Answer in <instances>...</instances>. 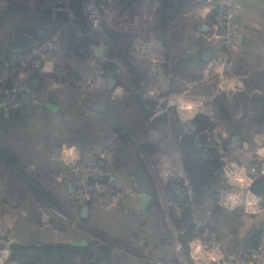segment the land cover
<instances>
[{"label": "flooded vegetation", "instance_id": "af4514ba", "mask_svg": "<svg viewBox=\"0 0 264 264\" xmlns=\"http://www.w3.org/2000/svg\"><path fill=\"white\" fill-rule=\"evenodd\" d=\"M150 1L155 6L153 32L149 31L150 35L139 42L130 36L127 29L131 24L130 12L136 10V6L146 7L145 3ZM199 4L208 3L206 0H0V179L6 180L18 195L35 194L36 199L63 210L61 198L42 185L41 174L47 172L43 168L38 169L35 175L29 172L22 147L38 141L46 151L54 152L69 144H102L109 135V139L114 137V145L124 156L120 162L137 174L134 184L142 189L145 185L152 189L139 192L150 196L143 208L137 197L139 209L156 214L154 228H161L164 231L161 240L169 241L163 206L154 183L144 167L146 176L138 174V168L133 165L141 148L132 141L139 138L143 148L152 151L158 147L160 162L165 165L163 188L169 196L172 222L181 232V236L178 234L181 242L186 244L192 237L186 230L199 231L194 221L198 213L209 210L210 215H214V210L228 209L220 202L222 192L227 189L226 163L222 157L230 150L229 142L233 143L239 135V139L242 138L240 124L247 116L245 109L258 103L262 109L260 121L264 117V71L248 78L247 75L251 76L246 73L248 68L241 58H236L239 85L230 90L231 94L225 90L219 96L215 94L210 102L212 114L198 112L190 121H181L175 115L174 107L159 103L157 98L160 94L176 92L178 75L185 72L183 76L193 80L195 75L187 72V67L228 60L226 38L218 41L212 37L213 25L220 17L218 12L223 10L214 7L205 19L197 20L190 12ZM122 15L128 21L122 25L125 33H117L112 25L114 19ZM143 17L142 21H149ZM237 19L235 14L232 24ZM228 29L225 24L218 25L216 33L225 36ZM237 39L243 42L242 37ZM179 43H184L185 49L175 58L172 50ZM163 72L168 73L171 84L152 88L151 81H158L157 76H162ZM89 81L92 84L88 85ZM195 84L193 82V88ZM203 87L208 92L218 89L212 85ZM115 90L121 92L119 97L112 94ZM257 92L263 94L257 97L260 100L253 95ZM153 93L156 94L151 95ZM46 102L57 109L47 108ZM15 110L20 112L14 113ZM199 116L208 117L209 125L203 126ZM231 121L235 125L230 134L217 133L220 126ZM149 123L157 131L160 129L158 134L151 132L159 142L157 146L147 138L151 136ZM39 124L43 129L38 128ZM101 124L110 127L99 136L98 125ZM93 133L97 135L95 138ZM222 140L226 146L222 145ZM211 141L220 144V180L214 189H206L203 195H197L187 176L185 158L190 150H194L201 151L200 157L208 160L205 154L210 148L206 142L211 147ZM204 147L208 150H203ZM22 169L29 172L30 179L25 177ZM112 180V177L100 179L106 184ZM69 193L74 194L75 191ZM260 198L264 207V192ZM83 209L80 217L86 218L87 209L84 213ZM184 216H188L187 219ZM205 220L201 224L203 228L209 223ZM219 222L222 223L221 220ZM75 242L82 244L74 246ZM43 246L52 245L42 243L23 247L39 253L36 248ZM52 247L82 250L95 257L83 241ZM100 255L109 256V250L102 249Z\"/></svg>", "mask_w": 264, "mask_h": 264}, {"label": "rangeland", "instance_id": "374dc122", "mask_svg": "<svg viewBox=\"0 0 264 264\" xmlns=\"http://www.w3.org/2000/svg\"><path fill=\"white\" fill-rule=\"evenodd\" d=\"M231 5L235 8L232 13L228 11L231 7H226L227 9L222 13L217 11L218 15L224 16L220 20L217 18L219 22L217 21V26L213 25L214 36H212L218 41L223 37L226 38L227 62L226 60L217 63L212 61L204 65L187 67L186 71L195 75L193 80L183 76L184 72L177 77L176 92L169 95L160 94L157 98L159 103L163 102L174 107V113L181 121L192 120L198 112L212 114L210 102L215 94L219 96L224 90L230 93V90L236 88L238 84L236 58H241L246 69L248 68L246 73H250L251 76L246 77L256 76L257 73L263 74L264 0H232ZM145 6L130 12L131 24L127 26L130 36L139 42L144 41L145 36L153 32L151 27L154 23V14L150 16V21L142 20L147 11H153L155 6L152 1ZM214 7L209 4H199L190 14L197 20H203L211 14ZM234 14L238 16L237 22L231 23L227 34L223 36L216 33L218 25H229V21L224 18L227 16L232 18ZM126 22L128 21L125 15L117 16L112 29L117 33H125L122 25ZM238 37H242L243 42H239ZM184 49V43H179L178 47L172 50V55L178 58L179 53ZM131 61L136 65L135 61L132 59ZM162 76H157L159 82L152 80L150 83L148 79L147 84L150 83L152 88L156 85L171 84L167 72H163ZM96 82L101 83L100 80ZM193 82L196 83L194 88ZM90 84L92 83L89 81L88 85ZM204 85L217 86L218 89L213 88L208 92L203 89ZM112 94L119 97L121 92L115 90ZM263 94L257 92L253 95L259 99L257 97ZM261 110L258 103L245 109L247 116L242 118L240 124L242 138L239 139V135L233 143L229 142L230 150L222 157L226 163L225 176L230 169L233 171L235 168L238 171L246 168L247 173L252 170L249 166L263 169L264 117L260 121ZM240 114L243 116L242 112ZM37 121L40 122L39 119ZM95 123L98 121L96 120ZM148 125L150 134L151 132L158 134L160 129L157 131L151 123ZM234 125L231 121L226 126H220L217 133L221 132L226 136L234 130ZM108 127H110L108 124L98 125L99 136L101 133H106L105 129ZM38 128L41 129L42 125L39 124ZM92 136L95 138L97 135L93 133ZM107 138L102 144L83 142L76 145L78 155H74L73 149L70 148L53 154L42 148L38 141L22 147L21 151L28 161L29 172L35 175L38 169L43 168L47 172L40 177L43 187L54 196L61 198L60 201L64 207L60 210L48 202L36 199L35 194L18 195L6 180L0 179V264H105L107 262L109 264H264V234L261 235L258 248L255 250L250 252L237 250L250 238L251 231L258 229L261 223V217L255 222L247 213L248 209L242 210L247 216L242 217L241 224L237 226L233 225L236 218L232 219L227 215L228 219H225L217 214L210 215L209 210L202 211L194 220L199 231L186 230L192 237L186 241V244L181 242L180 238L178 239V234L181 236V232L172 222L169 196L163 188V183L166 182L163 172L165 165L160 162L158 147L151 151L140 145L141 139H133L132 143L141 148L138 160H133V165L138 168V174L143 176H146L143 172L144 168L147 170L163 206V215L170 237L169 241H162L164 231L161 228H154L153 220L156 214L142 212L137 202L139 192L152 189L146 185L143 187L145 189H142L138 184H134L137 174L120 162L124 156L114 145V137L109 139L108 135ZM147 138L155 144L159 143L152 134ZM253 152L260 155L257 156ZM52 157H54L53 162ZM101 161L104 162V166L100 169L99 180H108L112 177V182L107 184V188H105L106 182H103V186L98 191L84 190L82 193L88 198H79L76 192L78 189L74 186L78 180L75 177L77 169L89 170L87 174H90L91 164ZM105 167L106 171H104ZM48 169H52L50 173ZM261 180L264 181V176L259 179ZM225 185L236 186L237 181L233 179L229 184L226 181ZM69 187L74 188V194L69 193ZM83 208L87 209L86 218L80 217ZM205 219L209 223L206 228H203L201 224L206 221ZM218 219L222 223L217 221ZM73 241L87 243L95 257L88 256L82 250L54 248L53 253L47 255L42 251L38 253L30 248H19L42 243L55 247ZM102 249L109 250V256H101Z\"/></svg>", "mask_w": 264, "mask_h": 264}, {"label": "built area", "instance_id": "2783aa9c", "mask_svg": "<svg viewBox=\"0 0 264 264\" xmlns=\"http://www.w3.org/2000/svg\"><path fill=\"white\" fill-rule=\"evenodd\" d=\"M206 1L209 4V0H206ZM147 4L148 2L145 3V5ZM231 4H232V0L229 2H227L226 0H213V6L219 7L220 9L223 10L222 12H224L225 9H227L226 7H231L228 10L231 13L235 11V8H232ZM153 12L154 10L152 11V13ZM223 16H220L219 20L223 18ZM224 19H227L229 21V25L227 24V26L228 28H231L230 25L232 23L231 21L232 18L227 16V18H224ZM262 151L264 155V147L262 148ZM253 153H255V155L257 156L260 155L257 152H253ZM101 165H102V161L98 163L94 162L93 164H91L90 169L92 172L90 174H87L88 172H90L89 170L77 169L75 177L78 180L76 183H74V186L77 187L76 189H78L76 190V192L79 198H85V197L88 198L87 196L83 195L82 191L84 190L98 191L99 188L103 186V183L98 178ZM249 168L252 169L251 171H249L250 173L246 172L247 171L246 168H245L246 170L243 169L239 171L237 170V168H235L233 171L232 169H230L229 172H227L226 181L228 182V184L231 183V180L236 179L237 185L236 186L230 185V187H227V189L222 192L220 202L223 206H225L228 209H236V208H241L242 210L248 209V212H247L248 214L260 215L261 218L262 217L264 218V207L261 204V198L258 196H255L250 191V187L254 185L255 183L264 182L262 180L259 181V179L264 176V167L262 170L258 169L259 167L249 166ZM107 187L108 185L105 184V188Z\"/></svg>", "mask_w": 264, "mask_h": 264}, {"label": "trees", "instance_id": "16d2710c", "mask_svg": "<svg viewBox=\"0 0 264 264\" xmlns=\"http://www.w3.org/2000/svg\"><path fill=\"white\" fill-rule=\"evenodd\" d=\"M200 123L204 125H209V118L206 116H199ZM212 125V123L210 124ZM223 141V140H222ZM212 145L209 147L208 142H206V145L208 148L204 147L203 150H208V152L205 154L206 158L208 160H204L200 157L201 151L195 152L194 150H190L189 153L186 156L187 161V176L190 179L191 185L193 186V191L197 195H203L202 193L205 192L206 189H214L217 187V184L220 180L219 173H220V166H219V147L220 144H218L215 141H211ZM226 142L223 141L222 145L226 146ZM18 165V164H17ZM23 170V169H22ZM107 168H104V171H106ZM22 173L25 175L27 179H30L29 172L26 170H23ZM30 181V180H29ZM218 216L223 217L225 219L227 218V215L231 217L232 219L236 218V222L233 224L234 226H237L241 224V218L247 215L244 214V212L241 209H235L232 211L228 210H214ZM188 216H184V219H187ZM251 217V216H250ZM253 220L257 222L259 218H256V216H252ZM219 221V219L217 220ZM259 223V222H258ZM257 223V224H258ZM264 234V230L262 228V224L258 225V229H254L251 231L250 238L246 240L244 243L241 244V246L237 249L242 250V252H250L251 250H255L258 248L259 240L261 235ZM20 248H23L21 246ZM37 251H43V253H46L47 255L52 254L54 248L52 246H43L41 248H36ZM45 254V255H46ZM47 259V258H46Z\"/></svg>", "mask_w": 264, "mask_h": 264}, {"label": "water", "instance_id": "95a60500", "mask_svg": "<svg viewBox=\"0 0 264 264\" xmlns=\"http://www.w3.org/2000/svg\"><path fill=\"white\" fill-rule=\"evenodd\" d=\"M139 5V4H138ZM137 7V8H136ZM135 8H136V10L137 9H139L138 7L139 6H136ZM45 106L47 107V108H49V109H51V110H55V109H57V107L55 106V105H53L52 103H50V102H46L45 103ZM17 112H20V110H15L14 111V113H17ZM21 112H23L22 110H21ZM69 191L70 192H73L74 191V188H72V187H69ZM250 191H251V193H253L255 196H258V197H260L262 194H263V192H264V182H262V183H260L259 185H252L251 187H250ZM137 197L139 198V202H140V206L143 208L144 207V205H145V203L146 202H148L149 200H150V196L149 195H147V194H145V193H138L137 194ZM86 211V208L85 209H83V213ZM262 228H263V230H264V221H263V223H262ZM82 243H77V242H75V243H73V245L74 246H79V245H81Z\"/></svg>", "mask_w": 264, "mask_h": 264}, {"label": "crops", "instance_id": "0c3cea01", "mask_svg": "<svg viewBox=\"0 0 264 264\" xmlns=\"http://www.w3.org/2000/svg\"><path fill=\"white\" fill-rule=\"evenodd\" d=\"M68 148H70L71 150L73 149V151H74L73 154H74V155H78L79 152H78V150L76 149V145H75V144H69V145H67V146H63V147H61L59 150H56L57 152L54 151L55 153H54V152H52V153H53V154H57L58 151H60V150H62V151L64 150V151H65V150H67ZM51 161H52V162L54 161V157H52ZM51 170H52V169H50V170L48 169V172L51 171ZM256 216H258V218H260V215H256ZM263 220H264V218L262 217V218H261V224H262V221H263Z\"/></svg>", "mask_w": 264, "mask_h": 264}, {"label": "bare ground", "instance_id": "6f19581e", "mask_svg": "<svg viewBox=\"0 0 264 264\" xmlns=\"http://www.w3.org/2000/svg\"><path fill=\"white\" fill-rule=\"evenodd\" d=\"M227 2L231 1V0H226ZM209 4H211L213 6V0H209ZM152 11V10H151ZM151 11H147L148 13H146L144 16L145 18L147 17L150 21V16L152 15V12ZM148 14V15H147ZM183 106V105H181ZM187 109V108H186Z\"/></svg>", "mask_w": 264, "mask_h": 264}]
</instances>
